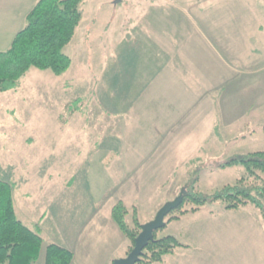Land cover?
<instances>
[{"label":"rangeland","instance_id":"obj_1","mask_svg":"<svg viewBox=\"0 0 264 264\" xmlns=\"http://www.w3.org/2000/svg\"><path fill=\"white\" fill-rule=\"evenodd\" d=\"M80 10L67 72L31 68L0 93V179L43 240L86 229L101 245L117 202L130 225L133 207L146 224L195 169L212 194L243 173L217 163L264 151V0H83ZM192 209L157 231L188 247L167 264H264L252 205Z\"/></svg>","mask_w":264,"mask_h":264},{"label":"trees","instance_id":"obj_2","mask_svg":"<svg viewBox=\"0 0 264 264\" xmlns=\"http://www.w3.org/2000/svg\"><path fill=\"white\" fill-rule=\"evenodd\" d=\"M83 0H38L26 18L24 28L16 34L8 50L0 52V93L16 90L21 79L31 68L51 71L61 76L70 68L71 60L64 48L73 40L80 24ZM82 98L67 107V115L81 111ZM217 165V166H216ZM217 169L242 168V176L233 184L212 194L200 192L196 185L201 170L195 169L182 189V204L169 214L165 227L178 216L185 205L194 207V213L206 204L223 202L226 210H239L252 205L264 220V151L235 155L219 162ZM12 185L0 179V264H35L44 246L39 227L30 229L16 217ZM181 192V191H180ZM179 192V194H180ZM129 211L119 201L111 211V217L124 237L130 242L127 254L141 231L138 210L132 208L131 225L127 221ZM143 251L138 264H162L178 248L186 247L173 235L157 238ZM72 251L49 243L45 246L44 264H72Z\"/></svg>","mask_w":264,"mask_h":264},{"label":"crops","instance_id":"obj_3","mask_svg":"<svg viewBox=\"0 0 264 264\" xmlns=\"http://www.w3.org/2000/svg\"><path fill=\"white\" fill-rule=\"evenodd\" d=\"M37 1L38 0H0V52L10 48L16 34L24 28L27 15L34 8ZM238 59H241V57ZM242 59L245 60L244 54ZM98 213H100V211H98ZM98 213L96 215H98ZM40 222H42V220H40ZM115 227H113L112 223L108 222L106 227L108 231L105 228L102 229L104 233V242L101 245L94 240V234H88V237H86V229V232L84 230L83 233L75 235L73 241L69 243L64 240L62 242H57L53 237H49L48 240L44 238V246L40 256L44 257L45 246L52 243L73 252L74 260L72 264H113L112 261L127 256L126 240L118 228L116 227L117 229H115ZM40 230L44 236L43 229L40 228ZM112 235L116 238V243H112ZM91 238L93 239L91 240ZM186 248L188 247L176 249L162 264H167L179 250Z\"/></svg>","mask_w":264,"mask_h":264},{"label":"water","instance_id":"obj_4","mask_svg":"<svg viewBox=\"0 0 264 264\" xmlns=\"http://www.w3.org/2000/svg\"><path fill=\"white\" fill-rule=\"evenodd\" d=\"M185 189L172 201L166 202L156 213L153 220L141 225V231L134 241V247L124 258L116 259L113 264H138L143 255V251L148 244L154 241V234L165 227V219L168 215L180 207L185 195Z\"/></svg>","mask_w":264,"mask_h":264}]
</instances>
